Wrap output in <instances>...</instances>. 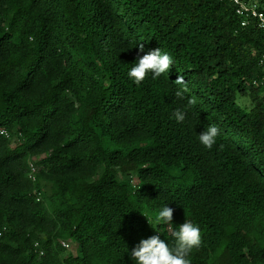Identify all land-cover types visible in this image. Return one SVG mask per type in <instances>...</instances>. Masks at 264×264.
<instances>
[{"label":"trees","instance_id":"trees-1","mask_svg":"<svg viewBox=\"0 0 264 264\" xmlns=\"http://www.w3.org/2000/svg\"><path fill=\"white\" fill-rule=\"evenodd\" d=\"M157 48L175 65L134 84ZM263 56L230 0H0V264H135L166 203L201 229L191 264H264Z\"/></svg>","mask_w":264,"mask_h":264},{"label":"clouds","instance_id":"clouds-1","mask_svg":"<svg viewBox=\"0 0 264 264\" xmlns=\"http://www.w3.org/2000/svg\"><path fill=\"white\" fill-rule=\"evenodd\" d=\"M139 51H144L143 44L139 45ZM175 65L172 54L157 48L143 55H138L134 65L127 70L128 78L136 85H140L147 79L158 80L168 74L170 68ZM175 83L180 85L174 95L184 100L185 94L190 93L187 81L179 76ZM197 100L189 95L187 103L182 108H177L173 116L177 123H183L188 117L189 111L195 107ZM195 128V126H194ZM221 129L217 124H210L204 131L197 134V139L204 148L211 150L221 135ZM174 209L164 204L155 213H149L150 226L155 234L142 238L134 247L129 249V259L135 264H191L190 254L198 250L202 243L201 229L192 219H185L178 228H173ZM167 226L173 241L161 239V231L156 229ZM164 234V233H163Z\"/></svg>","mask_w":264,"mask_h":264},{"label":"built area","instance_id":"built-area-1","mask_svg":"<svg viewBox=\"0 0 264 264\" xmlns=\"http://www.w3.org/2000/svg\"><path fill=\"white\" fill-rule=\"evenodd\" d=\"M230 1L235 5L236 13L238 16L242 18L243 25H246L248 22V19L253 17V18H257L260 22V25L264 27V12L259 9V5L256 1H252V0H230ZM263 59H264V56H263ZM254 84L256 86L260 84L264 85V79L262 80V82L254 81ZM36 173H37V166L34 162H31L29 178L35 181L37 179ZM62 245L65 248L70 247V243L68 241H62Z\"/></svg>","mask_w":264,"mask_h":264},{"label":"rangeland","instance_id":"rangeland-1","mask_svg":"<svg viewBox=\"0 0 264 264\" xmlns=\"http://www.w3.org/2000/svg\"><path fill=\"white\" fill-rule=\"evenodd\" d=\"M242 99H247V98H242ZM240 101H242V100H240ZM69 243H70V247L66 250V254H69V253L75 254V253L79 252L80 249H79L78 245L73 246L72 242H70V241H69Z\"/></svg>","mask_w":264,"mask_h":264}]
</instances>
